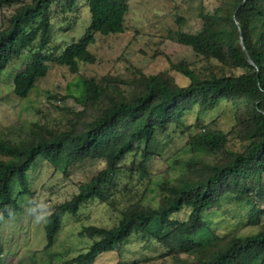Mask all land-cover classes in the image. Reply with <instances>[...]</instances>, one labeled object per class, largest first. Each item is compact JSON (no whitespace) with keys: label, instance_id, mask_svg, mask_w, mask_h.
<instances>
[{"label":"trees","instance_id":"16d2710c","mask_svg":"<svg viewBox=\"0 0 264 264\" xmlns=\"http://www.w3.org/2000/svg\"><path fill=\"white\" fill-rule=\"evenodd\" d=\"M78 1L0 0V7H15L6 27L0 28V77L15 58L31 53L14 79L18 97H27L47 75V60L77 73L80 62L96 61L89 46L97 33L125 31L129 0H88L91 18L86 32L63 53L47 55L52 6L59 5L65 13L73 11ZM215 2L209 6L200 0V30H179L176 39L222 66L196 70L185 62L173 64L190 80L187 85L166 72L148 75L139 69L125 76L82 77V91L76 97L80 109H67L65 124L36 122L14 139L0 134V228L3 220L22 212L24 196L32 194L28 171L39 160L66 177L79 164L103 163L90 180L79 184L71 199L53 205L45 235L46 248L54 246L65 214L78 221L81 206L93 199L116 206L113 179L129 155L133 159L126 169L149 176L147 163L158 155L153 149L158 133L172 124L183 126L185 113L195 106L212 109L227 99L236 108L235 126L226 133L208 128L199 118L187 143L192 151L187 172L174 181L165 180L158 205L131 202L119 210L113 226H83L79 236L90 238L91 245L63 264H91L136 235L153 238L169 249L174 264H264V0ZM241 35L255 65L240 45ZM234 138L238 146L232 145ZM15 180L18 193L13 190ZM224 199L250 207L248 224L258 228L256 234L222 237L208 226L204 211ZM183 209L190 210L188 217L175 218ZM4 253L0 238V264Z\"/></svg>","mask_w":264,"mask_h":264},{"label":"rangeland","instance_id":"374dc122","mask_svg":"<svg viewBox=\"0 0 264 264\" xmlns=\"http://www.w3.org/2000/svg\"><path fill=\"white\" fill-rule=\"evenodd\" d=\"M206 2L209 6L216 3L215 0ZM199 5L200 0H129L125 31L95 35V42L89 46L96 56L94 63L80 62L79 71L73 73L67 66L47 60V75L39 79L27 97L20 98L14 93V79L31 60V53L24 52L0 77V134L14 139L36 122L65 124V116L69 114L67 109H80L76 97L82 91V77L125 76L129 71L139 69L148 75L166 72L180 85H187L190 80L173 68V64L185 62L196 70L222 66L217 60L198 55L192 47L180 44L176 39L179 30H200ZM14 9L0 7V28L6 27ZM90 18L88 0H79L73 11L65 13L54 4L51 41L44 53H63L68 45L78 41L86 32ZM235 116L236 108L227 99H222L212 109L201 110L195 106L188 110L183 117V126L172 124L167 131L158 133L153 148L158 155L147 163L149 176H140L126 169V164L133 159L129 155L113 179L116 206L93 199L81 206L78 221L72 214H65L56 243L50 248H46L45 225L53 205L71 199L79 191V184L90 180L104 165L101 162L79 164L66 177L47 161L39 160L28 171L32 194L24 196L22 212L2 222L3 264H63L91 245L90 238L79 236L83 226L111 227L120 216L119 210L131 202L142 200L145 205L157 206L160 186L165 180L174 181L187 172V161L192 155L187 143L190 133L196 132L199 118L208 128L228 133L236 124ZM231 143L238 146L235 138ZM13 190L19 192L16 180ZM31 208L34 211H30ZM249 210L250 207L244 203L224 199L218 206L206 209L203 218L222 237L232 233L244 237L258 232L256 226L248 224ZM189 212V209H183L175 218L184 220ZM37 216L42 218L37 220ZM168 251L157 240L136 235L119 250L98 255L91 264H174V258L167 255Z\"/></svg>","mask_w":264,"mask_h":264},{"label":"water","instance_id":"95a60500","mask_svg":"<svg viewBox=\"0 0 264 264\" xmlns=\"http://www.w3.org/2000/svg\"><path fill=\"white\" fill-rule=\"evenodd\" d=\"M237 22V21H236ZM238 24V23H237ZM239 29L241 30L240 26ZM241 47L247 52L245 45H244V41H243V36L241 35V41H240ZM248 55V60L251 64L255 65V62L253 61V59L251 58V56L249 55V53L247 52Z\"/></svg>","mask_w":264,"mask_h":264},{"label":"clouds","instance_id":"9594fccd","mask_svg":"<svg viewBox=\"0 0 264 264\" xmlns=\"http://www.w3.org/2000/svg\"><path fill=\"white\" fill-rule=\"evenodd\" d=\"M30 211H34V209L31 208ZM41 218H42L41 216H37V217H36L37 220H40Z\"/></svg>","mask_w":264,"mask_h":264}]
</instances>
